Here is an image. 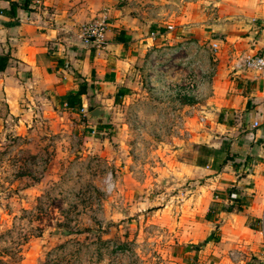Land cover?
I'll return each instance as SVG.
<instances>
[{
	"label": "crops",
	"instance_id": "0c3cea01",
	"mask_svg": "<svg viewBox=\"0 0 264 264\" xmlns=\"http://www.w3.org/2000/svg\"><path fill=\"white\" fill-rule=\"evenodd\" d=\"M93 21L106 24L97 48L77 39L78 28ZM184 40L198 51L171 62L180 66L186 55L202 64L191 106L202 120L186 119L187 141L163 149L158 176L167 178L159 212L167 220L175 213L176 243L184 248L176 264H261L264 71L237 67L245 57L264 56V0H0V55H9L0 72V139L57 110L101 109L104 116L137 83L141 62L151 64ZM79 88V107L58 105ZM86 120L91 133L107 129ZM184 147L190 161L181 159Z\"/></svg>",
	"mask_w": 264,
	"mask_h": 264
},
{
	"label": "rangeland",
	"instance_id": "374dc122",
	"mask_svg": "<svg viewBox=\"0 0 264 264\" xmlns=\"http://www.w3.org/2000/svg\"><path fill=\"white\" fill-rule=\"evenodd\" d=\"M185 56L180 66L141 62L126 97L94 118L107 127L101 134L85 128L81 110H57L0 139V264H176L184 248L175 213L159 212L167 178L158 176L163 149L187 141L177 119L199 118L190 112L196 96L173 93L202 66Z\"/></svg>",
	"mask_w": 264,
	"mask_h": 264
},
{
	"label": "built area",
	"instance_id": "2783aa9c",
	"mask_svg": "<svg viewBox=\"0 0 264 264\" xmlns=\"http://www.w3.org/2000/svg\"><path fill=\"white\" fill-rule=\"evenodd\" d=\"M172 27L170 25L166 26V30H171ZM106 30V24L104 21H93L89 23H85L81 25L77 30V39L79 42L84 46H92V47H99L103 43V35ZM153 36V34H151ZM198 46L190 41L184 40L181 43H179L175 48L166 50L163 52H160L159 60L161 62H166L167 58H172L178 55L179 53L186 54L188 53V50L191 51H198ZM211 51H215L217 49V45L215 43H212L210 46ZM165 60V61H164ZM184 60V59H183ZM156 63V61H155ZM238 69L243 70H254V71H264V56L262 55H253L249 57H245L242 59L241 63L237 67ZM197 78H192L189 81H186L184 83V89H179V87H172L173 93L175 92V95L178 97L184 96L186 92H190L192 96H196L197 94ZM64 107L65 104L63 105ZM191 113H192V108ZM82 112V110H81ZM197 120L200 122L202 119L197 118ZM176 126L179 130H183L185 127V121L182 118L177 119ZM252 127H258V123L254 122L252 124ZM262 148H263V158H262V164L264 165V139L262 142ZM230 199L233 198L232 195L229 196ZM261 264H264V243L262 245V258H261Z\"/></svg>",
	"mask_w": 264,
	"mask_h": 264
},
{
	"label": "trees",
	"instance_id": "16d2710c",
	"mask_svg": "<svg viewBox=\"0 0 264 264\" xmlns=\"http://www.w3.org/2000/svg\"><path fill=\"white\" fill-rule=\"evenodd\" d=\"M13 5H11L12 7ZM9 60V55H0V72H2ZM82 94L80 91V88L75 93H68L64 97L59 99L58 105L65 104L66 108L70 109L74 106L79 107L80 106V98L79 96ZM231 202H233V199H229ZM232 205L226 207V211L229 212L231 210ZM206 218L208 219V215H206ZM212 239L210 236L206 239L207 241Z\"/></svg>",
	"mask_w": 264,
	"mask_h": 264
},
{
	"label": "water",
	"instance_id": "95a60500",
	"mask_svg": "<svg viewBox=\"0 0 264 264\" xmlns=\"http://www.w3.org/2000/svg\"><path fill=\"white\" fill-rule=\"evenodd\" d=\"M86 117L88 119H94V118H101L103 117V110L101 109H93L89 113L86 114Z\"/></svg>",
	"mask_w": 264,
	"mask_h": 264
}]
</instances>
